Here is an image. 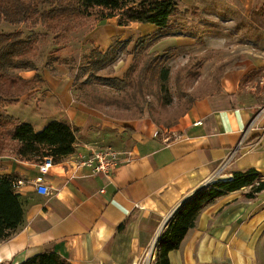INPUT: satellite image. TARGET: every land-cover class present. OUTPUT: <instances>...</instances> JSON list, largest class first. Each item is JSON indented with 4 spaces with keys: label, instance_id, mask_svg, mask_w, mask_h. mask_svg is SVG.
Wrapping results in <instances>:
<instances>
[{
    "label": "crops",
    "instance_id": "obj_1",
    "mask_svg": "<svg viewBox=\"0 0 264 264\" xmlns=\"http://www.w3.org/2000/svg\"><path fill=\"white\" fill-rule=\"evenodd\" d=\"M236 1L248 12L264 4ZM176 2L180 12L172 17L169 33L153 38L157 50L181 40L179 31L170 33L181 27L178 22L203 5L223 4V0ZM157 29L152 23L118 26L116 17H110L95 20L87 32L75 35L104 52L114 41L129 50L131 43L135 46L137 39ZM245 57L235 68L223 70L215 91L193 97L175 123L166 127L147 113L119 119L77 101L66 75L35 68L24 71L31 86L7 101V112L35 130L57 119L77 132L74 151L53 161L46 172L39 170L41 161L20 160L8 166L0 161V173L17 176L24 200L22 222L0 240V263L19 264L37 253L54 251L70 264H139L154 236L224 162L221 178L253 168L264 180V48L248 50ZM105 147L128 152L120 155L111 174H91L76 165V157ZM247 191L243 187L228 192L205 206L179 247L167 253L168 263L250 264L264 223V189L251 199L245 196Z\"/></svg>",
    "mask_w": 264,
    "mask_h": 264
},
{
    "label": "trees",
    "instance_id": "obj_2",
    "mask_svg": "<svg viewBox=\"0 0 264 264\" xmlns=\"http://www.w3.org/2000/svg\"><path fill=\"white\" fill-rule=\"evenodd\" d=\"M46 3L49 8L40 9L39 5ZM180 12L176 0H2L0 1V23L10 25H25L35 28L43 26L48 31H74L85 26L89 21L116 17L118 26H126L134 22L152 23L158 29L151 35L137 39L133 48L134 57L138 48L156 36L162 35L172 27V17ZM38 34L33 33L23 38L22 31L12 33L0 32V145L3 139L15 142L16 153L19 157L28 155L40 161L44 157L58 161L74 151L77 128L68 123L53 119L41 129L35 130L27 121H15L5 109L4 101L12 97L16 85L29 84L19 76V71L32 69L34 64L29 53L35 48ZM116 42L115 44H117ZM128 43L126 41L125 45ZM111 44L104 52L92 47L88 52V63L81 67L83 76L79 77V90L82 91L77 101L95 108L105 106L133 109L139 116L146 111V91L144 83L127 90V74L122 78L106 77L107 68L117 57V47ZM118 44H121L120 42ZM131 53V52H130ZM155 51L148 52L147 58ZM154 58V57H153ZM145 62L142 70L149 67L150 61ZM152 64V68L156 67ZM167 69L160 68V78L165 80ZM74 83V82H73ZM109 88H103V86ZM103 89H102V88ZM113 88L121 90L120 96ZM138 97H141L140 100ZM193 97L188 96L181 115L190 105ZM177 116V117H178ZM173 121L166 124L170 126ZM158 123V122H157ZM18 178L12 173H0V240L7 238L22 222L24 200L17 190ZM248 187L245 196L248 199L264 189V180L260 173L253 169L235 171L229 179H216L198 188L173 215L165 228L159 234L155 264H169L167 253L179 247L187 230L193 226L197 214L218 197L232 191ZM19 264H70L64 257L54 251L37 253Z\"/></svg>",
    "mask_w": 264,
    "mask_h": 264
},
{
    "label": "rangeland",
    "instance_id": "obj_3",
    "mask_svg": "<svg viewBox=\"0 0 264 264\" xmlns=\"http://www.w3.org/2000/svg\"><path fill=\"white\" fill-rule=\"evenodd\" d=\"M0 1L2 2V0ZM204 3L207 2L204 1ZM39 8L46 9L49 8V5L41 3ZM253 10L248 12L242 9L236 0H223V4L218 6L203 5L202 10L193 13L189 19L178 22L181 27L170 31V33L179 31L181 34V40L175 46H168L164 49L159 46V49L162 50H157L158 47L154 45L156 40L151 39L147 44L138 48L135 57L133 43L127 50L123 48V45L118 44L119 42L115 44L114 41L112 44H115L119 54L116 61L106 69L105 76L122 78L128 73V92H131L132 87H137L139 83L143 82V88L146 91L144 114L147 113L156 123L166 127V124L181 113L188 96L198 98L215 91L218 87V78L223 70L235 68L237 63L246 59L245 55L248 50L264 48V4L259 10ZM93 24L94 21H89L83 27L65 32L59 29L48 31L43 26L31 28L22 24L10 25L2 22L0 23V32L12 33L21 30L23 38L37 33L39 36L35 48L29 53L30 60L34 64L32 69L46 70L55 75L69 77L72 80V95L77 100L82 92L79 90L80 84L77 81H79V77L83 76L81 67L88 63V52L92 44H90V40L84 42V36L75 34L78 31L87 32ZM131 34L134 35V32L132 31ZM86 42H89L88 46H86ZM153 50H155L154 55L147 58L146 54ZM151 58H153L150 61L151 65L142 70L144 63L149 62ZM153 63L157 64L155 68H152ZM161 67L168 71L165 80L160 78ZM28 70L31 69L25 68L18 73L24 81H28L23 78L27 76L24 71ZM75 80H77L76 83ZM28 82L29 84L16 85L12 90V97L4 101V105L7 101H13L12 98L18 95L19 91L31 86L30 81ZM101 86L103 85L101 84ZM103 88L109 87L103 86ZM113 91L119 96L123 94L116 88H113ZM140 98L138 97L139 100ZM98 110L119 119H135L142 116H139L138 112L133 109L124 110L112 106H105ZM30 116L33 114H28L26 117ZM12 117L15 121H20L16 117ZM15 146V142L9 139H3V143L0 145V161H6L7 166L12 162L18 163L20 160L40 161L29 155L23 158L19 157ZM259 228L250 264H264V223ZM158 237L152 243L153 245L150 242L146 248L151 251V254L147 258L142 255L139 264H155L152 253L155 255V244ZM149 247L151 248L149 249Z\"/></svg>",
    "mask_w": 264,
    "mask_h": 264
},
{
    "label": "built area",
    "instance_id": "obj_4",
    "mask_svg": "<svg viewBox=\"0 0 264 264\" xmlns=\"http://www.w3.org/2000/svg\"><path fill=\"white\" fill-rule=\"evenodd\" d=\"M262 111L264 108L261 109ZM262 135H264V125L261 127ZM127 154V151H120L111 147H105V148H95L91 150V152L86 156H78L75 158V163L77 166L86 167L90 170L91 174H111V171L113 168L120 162L121 158L120 155ZM231 156V154H229ZM51 158L44 157L39 165V170L41 172H46V170L49 168V166L52 164ZM226 162L222 164V166L218 169V171L210 178L208 182L203 184L202 186L211 183L212 181L218 179L217 177H221L220 173L223 169V166ZM223 177V176H222ZM229 177H223L220 179H229ZM39 180V179H38ZM19 183V180L17 181V184ZM201 186V187H202ZM41 187V185H40ZM156 237H158V234L154 236L153 240L151 241V244L154 243ZM153 245V244H152ZM151 245V247H152ZM149 246V245H148ZM157 243L155 244L156 249ZM149 247V249L151 248ZM148 248V247H147ZM154 249V250H155ZM156 253V250H155ZM151 254V251L145 250L143 253L144 258H147L148 255ZM152 258H155L154 253H152Z\"/></svg>",
    "mask_w": 264,
    "mask_h": 264
},
{
    "label": "water",
    "instance_id": "obj_5",
    "mask_svg": "<svg viewBox=\"0 0 264 264\" xmlns=\"http://www.w3.org/2000/svg\"><path fill=\"white\" fill-rule=\"evenodd\" d=\"M184 202V200L181 202V204Z\"/></svg>",
    "mask_w": 264,
    "mask_h": 264
}]
</instances>
